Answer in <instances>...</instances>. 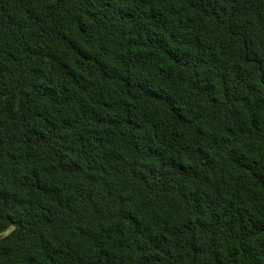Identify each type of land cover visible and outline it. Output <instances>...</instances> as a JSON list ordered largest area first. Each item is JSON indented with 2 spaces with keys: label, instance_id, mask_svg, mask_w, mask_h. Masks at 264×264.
Here are the masks:
<instances>
[{
  "label": "trees",
  "instance_id": "1",
  "mask_svg": "<svg viewBox=\"0 0 264 264\" xmlns=\"http://www.w3.org/2000/svg\"><path fill=\"white\" fill-rule=\"evenodd\" d=\"M0 264H264V0H0Z\"/></svg>",
  "mask_w": 264,
  "mask_h": 264
},
{
  "label": "clouds",
  "instance_id": "2",
  "mask_svg": "<svg viewBox=\"0 0 264 264\" xmlns=\"http://www.w3.org/2000/svg\"><path fill=\"white\" fill-rule=\"evenodd\" d=\"M8 231H11V229H9ZM7 234H8V232H5V233H4V235H7Z\"/></svg>",
  "mask_w": 264,
  "mask_h": 264
}]
</instances>
